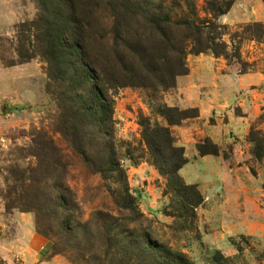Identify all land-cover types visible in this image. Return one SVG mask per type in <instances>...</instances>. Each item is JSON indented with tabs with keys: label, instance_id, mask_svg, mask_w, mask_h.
Returning <instances> with one entry per match:
<instances>
[{
	"label": "rangeland",
	"instance_id": "obj_1",
	"mask_svg": "<svg viewBox=\"0 0 264 264\" xmlns=\"http://www.w3.org/2000/svg\"><path fill=\"white\" fill-rule=\"evenodd\" d=\"M184 1L195 7L200 18L211 20L204 13L210 0H153L146 7L162 4L174 16L173 6ZM226 1L231 3L229 11L211 20L208 29L209 36L222 44L226 59L209 52L186 55L187 73L176 77L172 87L109 90L114 103L111 145L135 198V214L121 212L116 205L120 180L103 181L71 150L81 148L73 128L77 122L60 97L61 90L49 82L47 66L38 57L17 64L18 53L34 52L28 24L38 15L35 0L22 1L27 3L26 17L9 31L0 9V234L8 231L15 214H31L35 231L49 245L45 258L53 253L51 243H58L84 247L87 258L81 264H118L117 259L101 260L96 234L101 216L111 213L132 219L121 220L117 231L134 237L148 234L190 264H264V82L252 80L253 85L238 91L233 102L223 101L228 98L225 89L214 88L223 79L264 77V0ZM129 2L139 10L145 8L143 0H82L94 54L102 47L111 50L116 21L127 27L129 37L142 33L144 19L128 14ZM109 4L116 9L114 17ZM200 56L213 59L212 71L202 76L208 86L205 92L218 93L220 101L213 105L228 106L211 111L199 124L200 132L187 135L191 128L187 122L199 118L198 109L186 103V91L192 84L188 76L193 60ZM11 63L14 66L9 67ZM33 63L38 69L21 70ZM246 97L254 105L244 101ZM178 112L192 118L169 125L167 120H176ZM229 113L236 118L256 114L241 140L234 135L223 138L224 133L213 130L228 122ZM143 121L167 128L173 147L182 150L186 163L177 176L186 199L171 189L176 183L170 186L150 161ZM203 126L215 131L212 138L202 134ZM237 142L242 149H234ZM63 195L67 208L59 206Z\"/></svg>",
	"mask_w": 264,
	"mask_h": 264
},
{
	"label": "trees",
	"instance_id": "obj_2",
	"mask_svg": "<svg viewBox=\"0 0 264 264\" xmlns=\"http://www.w3.org/2000/svg\"><path fill=\"white\" fill-rule=\"evenodd\" d=\"M143 1L144 10L137 9L130 2L127 4L129 8L125 9L131 17L141 16L144 19L142 33L129 37L127 27L116 21L111 33V50L102 47L94 54L82 0H35L38 15L28 24L33 31L34 52L25 56L18 53L20 62L17 63L20 65L38 57L47 66L49 82L61 90L60 97L77 122L73 128L81 138V148L71 150L92 174L99 175L103 181L112 177L120 180L122 189H118L119 203L116 205L121 212L133 214L136 212L135 198L129 194L125 172L119 166L111 145L114 103L109 90L127 86L172 87L176 77L187 73L184 64L186 55L209 52L215 58L223 56L226 59L222 44L209 36L208 29L213 26L211 20L226 14L231 7L226 0L208 1L204 13L211 20H207L200 18L188 1L173 6L174 16L162 4L148 9L146 6L153 5V0ZM109 5L111 15L116 16V9ZM8 66H14V63ZM62 109L64 111L65 106ZM189 118L192 117L187 116V112H178L176 120L167 121L169 125H175ZM146 123H141L142 136L150 161L160 174L167 177L170 186L176 183L171 189L183 194V199H186V189L181 187L177 176L186 163L182 150L173 147L167 128L150 127ZM95 144L96 149H93ZM199 151L204 154L201 149ZM64 196L58 198L59 206L67 208ZM121 220L132 219L123 216L115 218L111 213L101 216L99 233H96L101 260L112 262L117 259L118 264H190L184 255L153 241L148 234L134 237L128 231H117ZM39 235L42 236L41 233ZM51 249L53 253L49 258L60 255L67 258L70 264H81L87 258L85 248L79 245L61 247L58 243H51Z\"/></svg>",
	"mask_w": 264,
	"mask_h": 264
},
{
	"label": "crops",
	"instance_id": "obj_3",
	"mask_svg": "<svg viewBox=\"0 0 264 264\" xmlns=\"http://www.w3.org/2000/svg\"><path fill=\"white\" fill-rule=\"evenodd\" d=\"M23 0H0V9L3 10L1 16L4 19V25L6 26L7 31L12 29L14 25L23 21L26 17L27 3H22ZM30 1V0H24ZM30 8V6H29ZM213 59L206 56L196 57L193 60V65L191 67L190 75L188 80H191V85L188 86L186 91L187 105L189 107H196L199 111V118L195 120L188 121L187 124L191 125V128L187 129V135H192L196 131L198 134L199 124L202 123L203 119L211 113V111L216 110L221 112L225 110L228 105H213L214 101H220L218 98V93L214 95L206 93L207 84L202 79L203 74L209 73L212 71ZM36 63L28 64L24 69L27 70L30 68L38 69ZM29 69V70H30ZM255 80L258 83L264 82V77L260 76L259 78L252 75H245L243 78L234 79H223L220 83L216 84L214 87L216 91L218 89H225L227 91V97H223V101L228 100L233 102L236 100V95L238 91L242 89L249 88L253 85ZM257 83V84H258ZM222 101V100H221ZM244 101H249L252 105L254 103L248 97ZM256 118V114H246L242 117H234L231 113L228 115V122L221 123L217 127H214L213 130L216 132L224 133L223 138L234 135L239 140L246 135L249 131L251 123ZM212 128L203 126L202 134L212 138L213 131ZM240 143H235L234 149H242ZM249 147H246L248 149ZM49 252L48 242L40 236L35 231L34 219L31 214H15L10 219V227L8 231H4L0 234V264H69L63 257L54 256L51 258H45L46 254Z\"/></svg>",
	"mask_w": 264,
	"mask_h": 264
}]
</instances>
